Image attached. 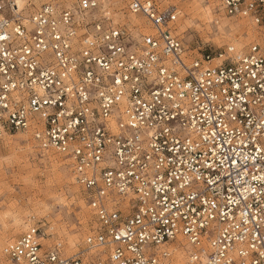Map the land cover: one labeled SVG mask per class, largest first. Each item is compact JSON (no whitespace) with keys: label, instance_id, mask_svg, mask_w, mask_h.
Masks as SVG:
<instances>
[{"label":"built area","instance_id":"1","mask_svg":"<svg viewBox=\"0 0 264 264\" xmlns=\"http://www.w3.org/2000/svg\"><path fill=\"white\" fill-rule=\"evenodd\" d=\"M220 7L245 47L189 49L162 0H0V138L61 155L94 215L82 251L32 225L13 264H169L178 243L264 264V0Z\"/></svg>","mask_w":264,"mask_h":264},{"label":"rangeland","instance_id":"2","mask_svg":"<svg viewBox=\"0 0 264 264\" xmlns=\"http://www.w3.org/2000/svg\"><path fill=\"white\" fill-rule=\"evenodd\" d=\"M162 4L180 11L176 34L189 49L219 50L229 43L245 47L253 39L254 26L226 16L220 0H162ZM121 9L126 10L125 4ZM118 16L124 18L123 13ZM141 31L150 30L143 25ZM93 216L67 160L40 149L29 133H6L0 138V264H13L4 249L32 225L44 232V249L58 248L67 255L82 251ZM17 221L26 227L16 225ZM183 244L173 249H187ZM186 257L189 260L188 250Z\"/></svg>","mask_w":264,"mask_h":264},{"label":"bare ground","instance_id":"3","mask_svg":"<svg viewBox=\"0 0 264 264\" xmlns=\"http://www.w3.org/2000/svg\"><path fill=\"white\" fill-rule=\"evenodd\" d=\"M137 21L140 20V18L136 17L135 18ZM224 23L223 25H227L226 23L227 22H222ZM220 27H223L222 25H220ZM242 42H239V45H241ZM16 225L18 226H23V227H26L25 223L22 222V221H17L16 222ZM30 226H28L29 228ZM27 228V229H28ZM85 245V244H84ZM176 249V248H175ZM174 249V250H175ZM74 251H67L66 253H69V254H72ZM186 252H187V249H184V248H177L176 251L174 252L172 258H171V263L170 264H188V260L186 259Z\"/></svg>","mask_w":264,"mask_h":264}]
</instances>
